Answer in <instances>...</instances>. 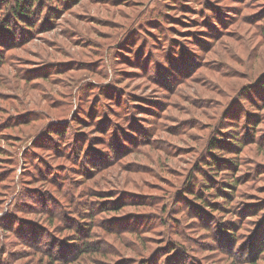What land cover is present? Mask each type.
Returning a JSON list of instances; mask_svg holds the SVG:
<instances>
[{
    "label": "rangeland",
    "instance_id": "rangeland-1",
    "mask_svg": "<svg viewBox=\"0 0 264 264\" xmlns=\"http://www.w3.org/2000/svg\"><path fill=\"white\" fill-rule=\"evenodd\" d=\"M16 4L0 0V19ZM47 4L35 29L16 19L32 34L0 35V264H162L166 241L184 248L167 264H264V0ZM245 111L249 143L215 150L236 167L211 172L245 174L236 198L192 209L207 140ZM87 241L98 251L79 253Z\"/></svg>",
    "mask_w": 264,
    "mask_h": 264
},
{
    "label": "trees",
    "instance_id": "trees-1",
    "mask_svg": "<svg viewBox=\"0 0 264 264\" xmlns=\"http://www.w3.org/2000/svg\"><path fill=\"white\" fill-rule=\"evenodd\" d=\"M47 2L64 4L65 0H17V4L14 8V11L11 13V15H9L5 19H2V20L0 19V21H1L0 22V35H1V31L3 29L6 30L8 32V34H12L13 37L17 34V31H19V30H21L22 32H28L29 34H32L31 30L36 28V22L34 21V19L31 18V14L34 13V11H33L34 6L35 5L37 6L38 4H39V6H42V5L47 6L48 5ZM38 12H39V8H37L35 10V15L41 16L42 12L41 11L39 13ZM52 12H56V10H53ZM16 19H19V20L26 19L27 24L31 25V26H27V27H30L31 30H29L27 28L24 29L25 27H23V25L22 26L18 25L16 23ZM50 19H54L53 14H52V16H50ZM50 19H47L48 24H52V22H49ZM13 24H17L19 26V28L13 27ZM212 28L215 29L213 26H212ZM261 29H263V28L261 27ZM0 43H1V40H0ZM10 44L13 45V43H10ZM130 53H132V52H130ZM141 58L142 57L135 59V60H132L131 58L126 57L125 60L134 64V65H139V67H141L140 66V65H142ZM171 59H172V57H171ZM174 60L175 59H173V64H174ZM143 72L146 73L147 70L143 69ZM160 83H163V82L160 81ZM242 91L246 92L245 87L242 88ZM106 92H109L111 94V92H113V91H106ZM105 96H107V95H105ZM123 96H124V94L122 95V97L118 96V94H117L119 104H126L127 106H129L128 105L129 103L124 102L125 100H123ZM137 99L142 101V99L133 98V97L131 99H128V101H130V103H132V102L138 101ZM145 105L146 106L137 108L139 110H142L141 112H139V110L135 111V112L133 111L134 113L132 112V114L137 115V113H143V111H145V112H151V111L153 112L154 111L153 109L149 108V107H151V105L148 102H146ZM253 105L258 106L259 104H253ZM134 106H138V105L131 104V106H129V107L132 108ZM261 106L264 107V104H262ZM154 108H158V106H154ZM128 110H129V108H128ZM129 111H127V112H129ZM242 115L244 117H246V119H247L246 122H232L231 121L232 122L231 124L228 123L227 125L231 126V128H228V129L233 128V131L232 130L225 131L224 130L225 127L218 126L217 127L218 129H214L213 136L211 138H209V140H207L208 146H207V148H204V150L206 153L210 154V157H209V160H207L209 162H207V161L205 162V163H207L205 166H207V167L211 166V167L208 169L207 168L201 169L202 170L201 175H203L204 180H202V183L200 184V186H199L200 188L198 189V191H196L197 183L192 184V187H191L192 189L190 190L191 192H189L191 194V196L193 197V201H194V203L189 204L190 206L192 205L191 206L192 209L193 208L197 209L198 206L201 208H208V207L215 206L207 198L210 195H213L212 197L216 196L218 199L219 198L226 199L225 203H227V204L230 203L229 202L230 200L236 198L237 192L235 189L237 187H239L240 185H242V183L244 181V178H242V177H244L243 175H245V174L237 176L234 172H225L227 177H228L229 182L226 181V182H222L221 184H218L217 182L213 181V179H215L217 177H214V176L212 177L211 172L215 173L214 175H219V173H220L219 171H224V170L229 171V169H230L229 167H233V168L236 167V165L232 164L231 161H225L223 159L218 158L215 150L222 152V153H226L227 149H230V150L235 151V152H240L242 150V148L247 143H249L250 140L246 142V140L241 138V134L243 133V131L247 130V128L249 126L248 124L255 123V120H254L255 117L252 116L251 113L248 114L247 111H245ZM100 124L101 125L99 126V129H104L105 123H100ZM126 126H128V124ZM219 129H222V133L220 134L219 137H215L216 134L218 133ZM55 133H60L57 135H62L61 132H55ZM135 133L137 135L138 132H135ZM116 134L118 135V132ZM124 136L127 139L126 140L127 142L124 143L126 147H131V145L134 146L136 141L139 142V139L137 138V136L135 137L133 134L124 133ZM260 138H262L261 132L258 131V132H255V136L252 137V140H254L256 142L257 140L259 141ZM130 149L132 150V147L129 148V150ZM203 156H204V154L201 155V158H203ZM241 164L242 163H240L238 161L237 168L241 167L240 166ZM227 167H228V169H226ZM196 168L198 169L199 166H196ZM263 168H264L263 166L259 167V169H261L264 172ZM249 175H250V173L247 176H249ZM189 202H191V201H189ZM195 203L198 206L194 205ZM126 204H127L126 202H122L121 204H114L112 202H109L108 204L105 205L104 211H111L110 209H113L112 211H114V210L120 211ZM187 207H188V205H187ZM226 207H227V205H226ZM91 209L93 210L92 204H91ZM197 212L201 216L203 215V212L201 209L197 210ZM262 221H264V218ZM76 240H79V238H76ZM168 243H170L172 251H171V253L167 252L166 258L162 262V264H167L168 262L166 259H170L173 255V253H175L174 255H176V254H178V252L184 251V248L181 246V244L173 243V242H169V241H166L165 246H163L162 248H165L167 245H169ZM74 244H77V243H74ZM83 245H84V248H81V247L79 248V253H81V254L98 251L97 245H94L91 242L87 241ZM51 254L52 253H49L48 255L50 257H52ZM66 254L67 253H61L60 255H56L55 259L53 258V260L68 261L69 259H67V258H71V257L65 256ZM153 257H148L147 260L144 261L143 264L148 263L149 260L152 259ZM130 262H131V260H129V261L121 260V261L116 262L115 264H117V263L118 264H130ZM169 264H184V263L183 262L179 263V262L171 259Z\"/></svg>",
    "mask_w": 264,
    "mask_h": 264
}]
</instances>
